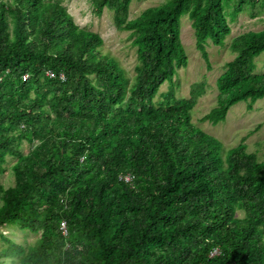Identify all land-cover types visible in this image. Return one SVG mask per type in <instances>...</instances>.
<instances>
[{
    "label": "trees",
    "instance_id": "trees-1",
    "mask_svg": "<svg viewBox=\"0 0 264 264\" xmlns=\"http://www.w3.org/2000/svg\"><path fill=\"white\" fill-rule=\"evenodd\" d=\"M89 1L130 33L133 82L61 0H0V175L15 159L14 185L0 186V229L38 235L23 246L0 232V264H264V154H247L243 140L224 154L191 123L204 83L188 99L172 83L188 63L183 16L210 68L209 42L223 46L229 23L264 12V0H166L131 20L132 0ZM231 48L216 106L200 119L213 126L237 103L251 111L264 99L255 73L264 30Z\"/></svg>",
    "mask_w": 264,
    "mask_h": 264
},
{
    "label": "rangeland",
    "instance_id": "rangeland-1",
    "mask_svg": "<svg viewBox=\"0 0 264 264\" xmlns=\"http://www.w3.org/2000/svg\"><path fill=\"white\" fill-rule=\"evenodd\" d=\"M165 1L132 0L128 18L130 20L134 19L145 9L157 6ZM61 4L72 16L77 26L101 36L103 39L101 52L115 58L119 66L125 71L126 77L130 82H133L137 64L136 51L131 44L130 33L119 32L114 27L112 12L104 9L102 16L96 17L92 12L89 0H61ZM229 25L230 35L225 38L223 46L208 45L207 52L211 68L207 69L205 61L195 47L191 21L187 15L181 18L180 40L188 57V63L185 67L179 68L173 78L174 94L178 99H188L192 85L204 83L203 94L196 99L193 107L191 123L201 128L203 132L220 140L224 147V154L243 140L246 145L245 152L247 154L254 153L257 159L261 161L264 154V99L258 100L251 111L246 109L245 102L237 103L228 110L225 121L218 123L216 126L209 124V122L200 121L205 114L216 106V79L225 71L226 64L232 61L236 55L231 48V44L238 35L264 30V12L253 18L248 12L241 13ZM255 73L258 75L264 73V55L257 58ZM168 87V83H164L160 87L159 93L155 98L156 102L163 101L159 95L164 96ZM29 149V144L23 142L21 152L26 154ZM14 162L15 159L8 158L6 164L7 172L0 175V186L3 188H9L14 185L10 169ZM236 216L241 218L242 214L237 212ZM0 232L16 244L23 246L33 245L38 238V235L31 234L29 231H21L13 226L1 228ZM4 246L0 240V250ZM5 262L7 264H19L18 262L10 263L9 260Z\"/></svg>",
    "mask_w": 264,
    "mask_h": 264
},
{
    "label": "clouds",
    "instance_id": "clouds-1",
    "mask_svg": "<svg viewBox=\"0 0 264 264\" xmlns=\"http://www.w3.org/2000/svg\"><path fill=\"white\" fill-rule=\"evenodd\" d=\"M72 17V16H71ZM113 25H114V23H113ZM114 27H115V25H114ZM116 28V27H115ZM118 31V30H117ZM231 31V30H230ZM119 32H121V31H119ZM239 36V35H238ZM238 36H236V37H238ZM235 38V37H234ZM194 39H195V37H194ZM209 44H211L210 42H209ZM196 47V46H195ZM218 47V46H217ZM198 51V50H197ZM208 53V52H207ZM201 56V55H200ZM188 58V57H187ZM137 60V59H136ZM256 60H257V58H256ZM210 61V60H209ZM207 66V65H206ZM210 68H211V66H210ZM210 68H208L207 67V69H210ZM176 70H178V69H176ZM263 74V73H262ZM164 83H167L166 81H164L160 86H159V89H160V87L164 84ZM159 89H158V93H159ZM158 95V94H157ZM156 95V96H157ZM163 100H164V96H161V95H159ZM174 96H175V94H174ZM156 98V97H155ZM155 98H154V103H156V104H158V103H161V102H156L155 101ZM228 113V112H227ZM227 116V115H226ZM191 120H192V116H191ZM193 124V123H192ZM194 126H196L195 124H193ZM197 127V126H196ZM199 128V127H198ZM199 129H201V128H199ZM202 130V129H201ZM126 179L127 180H129L130 178L129 177H126ZM241 214H242V216H243V213L242 212H240ZM237 214V213H236ZM237 218H239V217H237ZM64 223V222H63ZM61 224H62V222H61ZM64 225H65V223H64ZM61 228V227H60ZM213 254H217V250H214L213 252H212V254H211V256L213 255Z\"/></svg>",
    "mask_w": 264,
    "mask_h": 264
},
{
    "label": "built area",
    "instance_id": "built-area-1",
    "mask_svg": "<svg viewBox=\"0 0 264 264\" xmlns=\"http://www.w3.org/2000/svg\"><path fill=\"white\" fill-rule=\"evenodd\" d=\"M50 76H52V75H50ZM61 229L63 230V232H65V225H64V223L61 224Z\"/></svg>",
    "mask_w": 264,
    "mask_h": 264
}]
</instances>
